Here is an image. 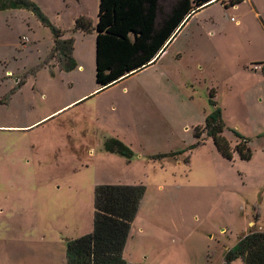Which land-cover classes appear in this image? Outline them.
<instances>
[{"label": "rangeland", "instance_id": "obj_1", "mask_svg": "<svg viewBox=\"0 0 264 264\" xmlns=\"http://www.w3.org/2000/svg\"><path fill=\"white\" fill-rule=\"evenodd\" d=\"M31 1L47 25L0 9V264H68L67 242L92 232L103 185L146 189L128 264H222L264 231V0L204 6L157 62L100 90V0ZM179 1L160 0L159 21ZM50 25L71 41L75 68L51 57ZM215 108L231 158L196 135ZM110 140L133 156L108 151Z\"/></svg>", "mask_w": 264, "mask_h": 264}, {"label": "trees", "instance_id": "obj_2", "mask_svg": "<svg viewBox=\"0 0 264 264\" xmlns=\"http://www.w3.org/2000/svg\"><path fill=\"white\" fill-rule=\"evenodd\" d=\"M219 0H180L159 21L162 13L160 0H100L96 25V83L98 89L147 69L164 53L189 18L204 6ZM244 0H229L225 8L237 6ZM1 10L28 9L45 24L48 20L31 0H0ZM77 23L88 27L85 18ZM83 22V23H82ZM51 26V25H50ZM55 36L52 58L76 66L72 59L71 41H63L62 33L51 26ZM154 62V63H153ZM259 68V67H258ZM262 71L264 72V65ZM222 111L215 108L203 126L197 128L204 136L214 140L219 152L231 158L224 132ZM237 150L245 160L251 157L247 140L241 136ZM249 142V141H248ZM106 149L131 158L130 148L117 140H110ZM93 231L67 242L68 264H128L125 247L130 237L146 189L143 185H103L95 191ZM242 259L244 264H264V231L252 230L229 249L222 264Z\"/></svg>", "mask_w": 264, "mask_h": 264}, {"label": "crops", "instance_id": "obj_3", "mask_svg": "<svg viewBox=\"0 0 264 264\" xmlns=\"http://www.w3.org/2000/svg\"><path fill=\"white\" fill-rule=\"evenodd\" d=\"M91 229H92V231H93V227H92V226H91ZM87 234H88V233H87ZM84 235H86V234H84ZM84 235H83V236H84ZM125 251H126V249H125Z\"/></svg>", "mask_w": 264, "mask_h": 264}]
</instances>
